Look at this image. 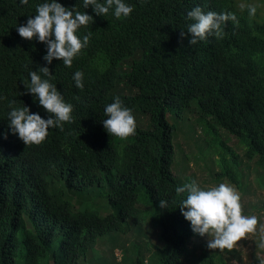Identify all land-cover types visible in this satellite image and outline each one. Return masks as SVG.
I'll list each match as a JSON object with an SVG mask.
<instances>
[{
  "label": "trees",
  "instance_id": "obj_1",
  "mask_svg": "<svg viewBox=\"0 0 264 264\" xmlns=\"http://www.w3.org/2000/svg\"><path fill=\"white\" fill-rule=\"evenodd\" d=\"M42 2L0 0V264H89L90 256L92 264H229L221 252L194 244L198 234L180 211L187 193L176 188L193 179L203 186L178 168L179 156L186 166L194 158L178 138L188 133L201 158L192 160L207 163L210 180L226 179L243 193L252 184L264 188V12L249 16L238 0H125L133 11L116 18L85 9L82 0H59L93 16L78 29L91 35L72 65L59 58L47 65L73 120L26 145L10 131L8 112L25 104L50 115L24 84L46 65V47L21 37L17 26ZM196 6L232 12L236 22L222 26L219 38L189 44L190 34L181 32ZM76 70L84 73L82 89L72 79ZM116 96L136 120L135 134L123 139L101 122ZM178 120L195 126L179 128ZM147 225L159 230V242ZM121 236L133 239L131 255L120 245V261L99 256V243L108 242L114 255Z\"/></svg>",
  "mask_w": 264,
  "mask_h": 264
},
{
  "label": "clouds",
  "instance_id": "obj_2",
  "mask_svg": "<svg viewBox=\"0 0 264 264\" xmlns=\"http://www.w3.org/2000/svg\"><path fill=\"white\" fill-rule=\"evenodd\" d=\"M28 0H21L27 3ZM83 7H93L97 15L112 11L116 18L128 17L133 11L132 5L125 0H82ZM240 8H245L244 4ZM249 16H254L257 8L254 4L247 5ZM187 17L194 22L187 26L190 34L189 44L198 40H205L209 36L221 37L222 26L228 21L236 22L232 12H204L196 6L187 12ZM93 20L87 12L76 11L65 7L59 0H43L36 5L34 16H29L26 24L17 26L18 34L27 39L35 38L44 42L46 53L43 59L47 62L39 66L38 70L30 71V81L25 82L26 91L34 95V100L50 114L47 118L39 113L30 112L29 106L11 107L8 112L10 131L17 134L26 144H39L47 136L50 127L63 128L64 122L73 120L72 105L65 101L63 94L56 84L50 82L53 75L48 64L53 58L62 60L65 66H71L74 57L80 54L82 48L87 47L91 33L80 35L78 29ZM43 77L48 78H42ZM84 73L76 70L72 79L76 87L83 88ZM14 103V102H10ZM105 117L101 122L105 130L111 135L121 139L135 134L136 120L132 110L123 104L119 96L114 97L111 103L105 105ZM177 193H187L186 198L180 202V211L185 219L190 221L192 231L201 237H206V246L209 249H232L235 243L246 235L252 233L257 225L256 216L242 214L239 193L230 185L220 183L218 186L203 188L196 180H191L176 188ZM160 207L168 208V202L159 200ZM264 264V259L259 260Z\"/></svg>",
  "mask_w": 264,
  "mask_h": 264
},
{
  "label": "rangeland",
  "instance_id": "obj_3",
  "mask_svg": "<svg viewBox=\"0 0 264 264\" xmlns=\"http://www.w3.org/2000/svg\"><path fill=\"white\" fill-rule=\"evenodd\" d=\"M238 6L240 7L241 4L245 5V8L247 7V3L242 2L238 0ZM254 4L257 8L256 14L262 15L264 12V0H254L252 3ZM241 9V8H240ZM244 9V8H243ZM171 117V116H170ZM172 119L177 120L178 118L174 115L171 117ZM192 120H194L193 117H190ZM182 120H178V125L179 128L181 127V124L183 125H194L193 121H187L185 123H182ZM181 123V124H180ZM195 126V125H194ZM186 130V129H184ZM187 132H180L178 141L180 144H182V147H180L181 151L183 150L184 153L186 154H191L193 155L194 158L191 157V164L187 165L184 164L183 158L180 155L181 151L180 149L178 150V158L176 160L178 164V168L180 167L181 171H187L186 174L194 175L198 182L201 183V185L207 189L210 187L218 186L220 183H216L214 180H210V177L207 178V175L205 173L207 163H204V161H194L195 159H201L198 157V152L196 151V148H191L189 144L187 143ZM198 134L201 135V130L198 128ZM229 135H224V137H227ZM226 139V138H225ZM231 141L229 142L230 145H233L237 152L239 154L241 153V144H239L237 138H232L230 139ZM203 141L201 139L198 140L196 147L200 146L203 147ZM194 147V146H193ZM194 151V153H193ZM198 158H197V157ZM194 159V160H192ZM182 162V163H181ZM189 166V167H188ZM177 168V167H176ZM257 178L255 177L254 173L252 176L249 178L250 182H254V179ZM264 179V178H263ZM264 181V180H263ZM227 185L232 186L240 195V203L242 207V214L246 216H256L257 218V225L255 227V230L252 233H246L244 237H242L240 240H238L234 247L232 249H209L206 246L207 238L206 237H201V236H196L194 238V244L198 247H200V250L206 249L209 252L212 251H218L221 252V254L224 255V258L226 261H228L229 264H259L260 259H264V188H259L256 187L255 184L251 187H249V191L247 193H243L240 191V189L235 188L234 185L228 184L227 180L225 179V183ZM257 206V210L251 209V207ZM260 209V210H259ZM259 210V211H258ZM146 229L149 230L152 239L159 242L158 238V229H154L151 225H147ZM122 238L120 241L117 243L118 248L115 249V254L113 255L111 250L112 248H109L105 245H108V242L99 243L96 247V250L100 254L99 256L108 260V261H114L115 257L118 259V261L121 260L122 258V250L119 248L120 245H126L129 249V255L132 254V244H133V239L130 237L126 236H121ZM113 243L110 242V245ZM91 256L89 259V264H92ZM88 264V263H87Z\"/></svg>",
  "mask_w": 264,
  "mask_h": 264
}]
</instances>
